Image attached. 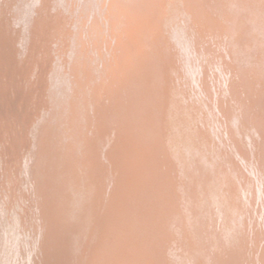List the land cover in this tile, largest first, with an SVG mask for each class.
Returning <instances> with one entry per match:
<instances>
[{
  "label": "rangeland",
  "instance_id": "obj_1",
  "mask_svg": "<svg viewBox=\"0 0 264 264\" xmlns=\"http://www.w3.org/2000/svg\"><path fill=\"white\" fill-rule=\"evenodd\" d=\"M0 264H264V0H0Z\"/></svg>",
  "mask_w": 264,
  "mask_h": 264
}]
</instances>
